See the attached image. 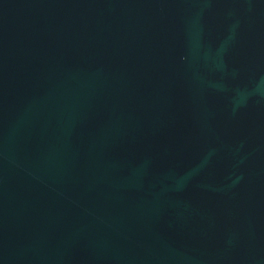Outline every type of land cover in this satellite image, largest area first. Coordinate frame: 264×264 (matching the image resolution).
<instances>
[{
    "label": "water",
    "instance_id": "95a60500",
    "mask_svg": "<svg viewBox=\"0 0 264 264\" xmlns=\"http://www.w3.org/2000/svg\"><path fill=\"white\" fill-rule=\"evenodd\" d=\"M0 264H264V0H0Z\"/></svg>",
    "mask_w": 264,
    "mask_h": 264
}]
</instances>
